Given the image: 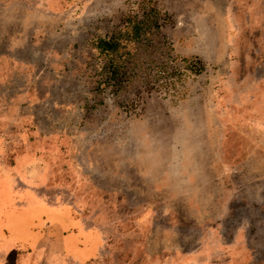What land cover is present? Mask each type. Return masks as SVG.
Instances as JSON below:
<instances>
[{
	"label": "rangeland",
	"instance_id": "374dc122",
	"mask_svg": "<svg viewBox=\"0 0 264 264\" xmlns=\"http://www.w3.org/2000/svg\"><path fill=\"white\" fill-rule=\"evenodd\" d=\"M223 11L222 0L0 1V43L20 39L19 60L0 57L3 246L29 239L51 203L86 216L100 203L116 218L146 208L165 227L177 200L228 234L243 221L246 264H264V49ZM130 19L143 26L121 42L112 79L97 43ZM149 228L154 251L164 231Z\"/></svg>",
	"mask_w": 264,
	"mask_h": 264
},
{
	"label": "crops",
	"instance_id": "0c3cea01",
	"mask_svg": "<svg viewBox=\"0 0 264 264\" xmlns=\"http://www.w3.org/2000/svg\"><path fill=\"white\" fill-rule=\"evenodd\" d=\"M212 1L206 0V8ZM222 9L223 14L227 10L228 16L239 19L238 32L255 35L257 49H264V0H222ZM12 34L10 41L0 43V57L7 55L11 60H19L20 39L15 32ZM3 65L0 63V70ZM0 117L3 122L11 120L7 114ZM2 168L0 173L4 171ZM176 193L180 191L176 189ZM50 205L54 209L44 211L30 226L29 239H16L3 246L0 238V264H246L249 261L243 221L233 219L236 226L228 234L221 227L222 217L213 218L211 212L197 203L176 200V219L163 216L165 227L156 221L151 223L152 212L146 208L116 218L102 212L100 203L90 216L82 212L86 207ZM182 206L190 212L181 213ZM198 210L205 213L198 216ZM149 226L164 231L157 235V242L162 244L154 251L149 247L153 232L149 233Z\"/></svg>",
	"mask_w": 264,
	"mask_h": 264
},
{
	"label": "trees",
	"instance_id": "16d2710c",
	"mask_svg": "<svg viewBox=\"0 0 264 264\" xmlns=\"http://www.w3.org/2000/svg\"><path fill=\"white\" fill-rule=\"evenodd\" d=\"M142 23V19H130L127 22L126 29L113 33L108 39L104 38L98 41L100 52L106 53L108 57V69L112 79L119 75L124 64L123 60L117 56L121 42L123 40L138 39L143 26Z\"/></svg>",
	"mask_w": 264,
	"mask_h": 264
}]
</instances>
